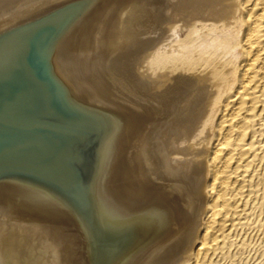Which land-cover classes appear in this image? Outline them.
Instances as JSON below:
<instances>
[{"label":"water","instance_id":"95a60500","mask_svg":"<svg viewBox=\"0 0 264 264\" xmlns=\"http://www.w3.org/2000/svg\"><path fill=\"white\" fill-rule=\"evenodd\" d=\"M231 1L0 0V264L180 263Z\"/></svg>","mask_w":264,"mask_h":264},{"label":"bare ground","instance_id":"6f19581e","mask_svg":"<svg viewBox=\"0 0 264 264\" xmlns=\"http://www.w3.org/2000/svg\"><path fill=\"white\" fill-rule=\"evenodd\" d=\"M229 14L199 230L179 264H264V0Z\"/></svg>","mask_w":264,"mask_h":264},{"label":"rangeland","instance_id":"374dc122","mask_svg":"<svg viewBox=\"0 0 264 264\" xmlns=\"http://www.w3.org/2000/svg\"><path fill=\"white\" fill-rule=\"evenodd\" d=\"M260 242H261V241H259V242L257 243V248H258V246H261V247L264 246V242H261V243H260ZM261 247H260V248H261Z\"/></svg>","mask_w":264,"mask_h":264}]
</instances>
